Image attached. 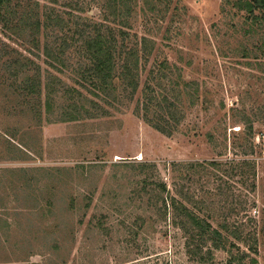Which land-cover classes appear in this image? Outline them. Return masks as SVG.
<instances>
[{"label":"rangeland","instance_id":"1","mask_svg":"<svg viewBox=\"0 0 264 264\" xmlns=\"http://www.w3.org/2000/svg\"><path fill=\"white\" fill-rule=\"evenodd\" d=\"M35 1L40 14L53 10L70 23L78 14L109 18L127 45L145 38L140 86L151 70L166 88L182 92L188 82L192 89L180 95L178 128L161 133L134 112V102L109 116L60 121L61 96L53 113L41 108L38 117L20 105L0 70V264H264V124L254 116L264 102V29L245 34L243 13L225 0H135L126 18L104 8L107 0ZM1 30L0 46L20 50L16 35ZM41 32L49 37L53 28ZM29 56L45 69L42 57ZM243 114L253 122L246 156L254 178L241 183L210 166L172 170V162L243 158ZM174 189L214 227H228L222 233L233 252L255 250L207 254L211 243L201 242L200 254L188 253L162 200Z\"/></svg>","mask_w":264,"mask_h":264},{"label":"trees","instance_id":"2","mask_svg":"<svg viewBox=\"0 0 264 264\" xmlns=\"http://www.w3.org/2000/svg\"><path fill=\"white\" fill-rule=\"evenodd\" d=\"M107 1L109 4L104 8L112 9L113 14L123 10L126 18L132 13L130 3L135 0ZM225 2L239 13H243L244 22L249 26L245 34H254L259 28L264 29V0H225ZM36 8L35 0H0L1 33L14 34L16 37L11 41L20 42L18 48L20 50L14 48L8 50L10 45L1 42L0 70L5 73V82L18 98L20 105L26 107L29 113L40 117L41 108L48 114L53 113L61 96L67 99V106L59 107L60 121H71L78 116L84 118L109 116L112 110L121 111L134 102V112L157 131L169 133L178 128L183 119V105H185L180 95L185 91L189 93L192 86L184 82L185 90L182 92L176 90L173 84L166 88V85H162V78L157 77L158 74L151 70L140 86V64L141 56L144 55L142 46L145 38L142 37L134 45H127L124 42L126 36L122 32L117 34L112 26H108L109 18H101L96 22L89 15L78 14L71 15L77 20H72L70 23L53 10L40 14ZM77 10L82 11L83 8L77 6L74 11ZM221 10L223 11V5ZM257 26L258 29H255ZM49 28H53L52 35L44 37L41 31ZM244 52L245 55L250 53L248 48H244ZM30 54L37 58L42 57V62L46 66L43 71L29 56ZM258 64L264 75V62ZM163 65L164 63L158 65V68H163ZM61 75L71 81L64 80ZM193 91L195 93L189 96L191 102L187 101L190 105L198 99L197 88ZM42 94L43 99H41ZM239 103L241 104V101ZM254 116L257 121L261 119L264 124V102L256 108ZM242 119L245 120L243 123L246 125L243 128V139L246 143L243 146L239 145L243 151V158L172 162V170L207 171V166H210L221 169L231 178L238 176L241 183H246L249 177L254 178V160L246 156L252 148L249 141L253 137V122L246 114H243ZM208 138L212 141L213 137L208 134ZM159 186L161 191H166L164 183ZM252 187L254 190V183ZM173 191L174 193H168L169 202L166 197L162 200L164 205H168L172 210L174 226L184 234L188 253L200 254L201 242L211 243L207 254H212L210 249L227 250L228 254H249L250 251L255 250L250 245L248 250L236 248V252H233L228 248L227 236L222 233V231L229 233L228 227L224 224L214 227L209 222L208 213L203 212L207 216L199 213L200 209L196 202L188 206L186 202L176 197V190ZM196 239L200 243L193 247V241L197 242ZM226 264L233 262L228 259ZM238 264L246 263L244 260H239Z\"/></svg>","mask_w":264,"mask_h":264}]
</instances>
